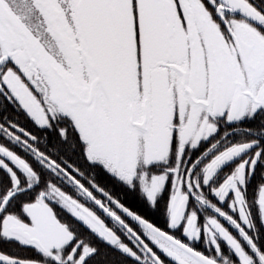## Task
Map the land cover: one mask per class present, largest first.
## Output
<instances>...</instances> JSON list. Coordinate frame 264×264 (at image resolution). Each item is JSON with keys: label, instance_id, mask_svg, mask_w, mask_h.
<instances>
[{"label": "snow or ice", "instance_id": "1", "mask_svg": "<svg viewBox=\"0 0 264 264\" xmlns=\"http://www.w3.org/2000/svg\"><path fill=\"white\" fill-rule=\"evenodd\" d=\"M0 264H264V0H0Z\"/></svg>", "mask_w": 264, "mask_h": 264}]
</instances>
